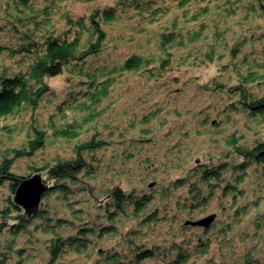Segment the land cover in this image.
<instances>
[{"label": "trees", "instance_id": "16d2710c", "mask_svg": "<svg viewBox=\"0 0 264 264\" xmlns=\"http://www.w3.org/2000/svg\"><path fill=\"white\" fill-rule=\"evenodd\" d=\"M71 1L5 3L0 264H264V0H109L77 16ZM131 76L141 91L119 131ZM170 118L156 164L144 144ZM201 134L218 150L188 145ZM34 173L46 189L27 215L13 197Z\"/></svg>", "mask_w": 264, "mask_h": 264}, {"label": "rangeland", "instance_id": "374dc122", "mask_svg": "<svg viewBox=\"0 0 264 264\" xmlns=\"http://www.w3.org/2000/svg\"><path fill=\"white\" fill-rule=\"evenodd\" d=\"M6 1L7 0H0V24L3 21L2 17H3L4 10H5ZM108 1L109 0H95L94 2H82L79 0H72L70 2L69 7L71 9L73 16H77L79 13L87 11V9L94 4L105 3ZM212 73L213 74L215 73L214 67L212 64L205 65V66L201 65L198 67L192 66V67H189L188 69H186L185 72H183V74L185 76L198 74V75H200L201 78H207ZM49 83L58 92L59 97H63V92L66 89V73L64 72L60 75L53 77L52 79H50ZM128 84L130 87H132V92H131L132 94L128 93V92L126 93L123 89H121L120 93H121L122 98H121V100H119L114 105V112L120 113V118H121V122L119 123V131L124 129L125 127H127V121H128L127 119L129 118V115H126L124 113V111H126V109H129V107H132L131 95H136L141 91L140 84H142V83H141V79L139 77L131 76L129 81H128ZM191 92H192V90L189 89L188 93H191ZM215 101H216V97H213V95H202V96H200V104L201 105H205L206 103H214ZM43 116L45 117V116H47V114L44 113ZM104 119L106 120L108 118H104ZM11 120H12V117H8L6 120H2L0 122V125H2L4 122H10ZM174 120H175L174 118H170L169 119L170 125L165 126V128H163L161 130V132L155 134L154 138L158 141V146L153 147V145L144 144V148H146L148 150L147 151L148 153L156 152L157 155L159 156V159L157 160L156 164L163 160L161 153L164 150L165 144L160 141L162 135L167 131L168 127H172L174 124H180L181 123V120H176V121H174ZM99 127H100V125H99ZM119 131L115 132V135H117ZM22 137H23L22 135H20V137L18 136L17 140H21ZM199 141H200V144H199ZM184 142H186V140H184ZM187 142H188V145H191L193 143L200 145V149H201L200 150V156L201 155L205 156V154L207 156V154L209 152L218 150V148L216 147L217 142H213V141L208 142L207 135H205V134H201L200 139L198 137H195V138H191V139L187 140ZM58 144H59V142L58 143H52L51 145H49L46 153H52L53 154L56 150H58V148H59ZM204 156L202 158H205ZM170 160L174 161L175 159H170ZM16 164L19 167L18 171L23 172L26 170L25 165L27 164V160L23 159V158L19 159L16 162ZM156 164H152L149 168L155 167ZM159 176H163V173L160 174ZM210 209L213 210L214 205L211 206ZM237 249H242V246L239 244ZM35 263L36 264H42V261H41V259L37 258L35 260ZM145 264H149V263L146 261Z\"/></svg>", "mask_w": 264, "mask_h": 264}, {"label": "water", "instance_id": "95a60500", "mask_svg": "<svg viewBox=\"0 0 264 264\" xmlns=\"http://www.w3.org/2000/svg\"><path fill=\"white\" fill-rule=\"evenodd\" d=\"M46 189L40 173H34L27 177L20 178L19 184L14 193L16 204L24 208L27 215L35 212L41 202V197ZM214 218V215H208L194 221H188L193 225L208 226Z\"/></svg>", "mask_w": 264, "mask_h": 264}]
</instances>
